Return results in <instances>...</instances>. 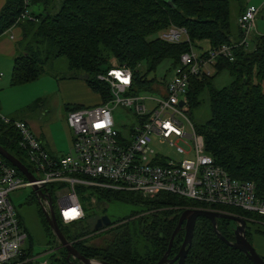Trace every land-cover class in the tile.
<instances>
[{
	"label": "trees",
	"instance_id": "trees-1",
	"mask_svg": "<svg viewBox=\"0 0 264 264\" xmlns=\"http://www.w3.org/2000/svg\"><path fill=\"white\" fill-rule=\"evenodd\" d=\"M30 1L39 2L42 8L31 14L32 19H23L16 24L20 29L17 44L21 46V52L12 60L9 85L34 80L45 72L43 68L47 62L63 57L68 71L62 76H80L101 100H105L108 97L107 86L98 81L95 75L106 70L110 66L109 59L113 57L118 65H124L131 71L130 93L151 91L153 83L157 81L146 79L145 74L154 71L163 59H168L173 67L178 65L179 55L189 50V44L184 41L169 43L157 36L151 37L156 32L169 25L181 26L186 30L190 43L205 39L209 48L232 41L228 0H60L56 6L53 0ZM21 10L22 0H4L0 8V34L13 25ZM237 10L238 14L242 11L241 7ZM252 39L251 50L236 46L231 49V59L217 56L210 75H190L185 104L190 114V109L200 103V93L205 91L209 115L202 122L192 123L196 133L202 137L206 153L231 177L253 182L255 195L262 198L264 92L261 84L264 82V35ZM140 62L145 66L143 72L137 69ZM224 70L231 80L222 87H213V77ZM0 146L23 163L24 153L18 146L16 130L11 124L1 121ZM23 164L30 169L27 163ZM53 190L54 186L50 184L52 203ZM84 194L94 196L95 208L99 202L116 201L136 206L139 210L128 215L129 220L110 222L111 225L105 228V238L100 244L94 245L88 239L97 234L92 229L96 213L95 208L84 207L83 201L87 199ZM77 197L79 202V197L83 198L80 202L83 218L62 224L55 215L56 224L64 238L82 257L110 264L156 262L164 253L177 217L184 208L223 212L225 210L219 207L232 208L206 205L167 193L143 197L131 191L78 187ZM37 209L40 223L49 231L51 242L54 243L55 237L45 222L43 212L39 206ZM236 214L241 218L246 215L259 218L239 210ZM127 221L132 222L133 229L144 242V255H138L133 250ZM216 228L225 239L232 240V225L225 219H216ZM182 236L183 231L180 229L173 237L168 258L176 253ZM245 236L248 240L246 231ZM53 249V246L48 248L47 264L77 263L74 258L65 259L62 246ZM29 256L31 252H22L18 259ZM261 257L264 261V256ZM21 264L32 263L25 261ZM182 264L252 263L241 252L221 241L214 234L210 222L200 216L195 219L191 242Z\"/></svg>",
	"mask_w": 264,
	"mask_h": 264
},
{
	"label": "built area",
	"instance_id": "built-area-1",
	"mask_svg": "<svg viewBox=\"0 0 264 264\" xmlns=\"http://www.w3.org/2000/svg\"><path fill=\"white\" fill-rule=\"evenodd\" d=\"M27 3L28 0H22V10L12 26L25 18L32 19L26 16ZM258 12V6L246 5L237 16L238 39L205 52L193 51L181 26L169 25L160 30L158 38L169 43L184 41L189 44V50L179 55L173 76L151 91L130 93V69L118 65L111 57L110 66L95 75L107 86V99L66 110L64 124L71 139L62 155L49 153L26 122L0 115L2 123L11 124L16 130L18 146L32 175V180L26 179L0 156V264L19 263L26 232L15 215L9 194L24 187L31 188L40 209L47 211L48 199L51 201L49 186L53 184L51 205L62 224L83 218L78 187L131 191L143 197L167 193L264 218V197L255 195L253 182L233 178L214 163L204 149L201 135L194 129L185 104L188 77L210 75L217 56L231 59L233 47H246ZM118 109L125 110L126 117L129 114L124 132L116 125ZM154 142L166 144L179 154H183L179 143L187 145L191 156L171 161L154 147ZM73 212L80 214L68 215Z\"/></svg>",
	"mask_w": 264,
	"mask_h": 264
},
{
	"label": "rangeland",
	"instance_id": "rangeland-1",
	"mask_svg": "<svg viewBox=\"0 0 264 264\" xmlns=\"http://www.w3.org/2000/svg\"><path fill=\"white\" fill-rule=\"evenodd\" d=\"M60 0H53V5L59 4ZM244 3V2H253V0H228L229 4V21H230V27L234 26V18H235V12L237 9L236 3ZM257 6L258 3H255L254 6ZM42 8V5L37 3H32L30 0H28L27 6L25 8L27 14L26 16H31L32 13H37ZM259 14L256 16L254 20V29L252 38L259 35H264V5L261 9H259ZM239 15V14H238ZM32 17V16H31ZM26 19V18H25ZM21 21V20H20ZM14 30L18 29L19 27L17 25H14ZM13 30V31H14ZM163 30V29H162ZM12 31V32H13ZM19 34V33H18ZM159 32H156L151 37H158ZM231 37H234V34L231 33ZM248 42V45L246 46L248 50H251L253 48V39ZM193 51L196 52V50L193 48ZM144 63L140 62L138 64L137 69L139 72L144 71ZM45 70L44 73L53 72L56 74H62L66 73L67 66L65 59L63 57H58L50 62H47L44 65ZM3 72V71H2ZM4 77L0 81V113L4 115H9L11 112H13V108L16 104L13 102L22 103L25 100V90H33L36 92H50L47 91V89L50 86V83H54V81L47 76H45L43 73L42 75L35 78V80H31L28 82H24L21 84H13L9 85V75L10 73L3 72ZM173 66H171L170 61L168 59L161 60L155 67L154 71H149L145 74L146 79H152L153 81L162 82L163 80H169L173 76ZM7 79V83H5ZM48 79H50L53 82H50ZM231 80L228 73L224 70L216 74L211 84L215 88L222 87L224 85H227L229 81ZM157 82L153 83L155 87H158ZM261 90L264 92V82L261 84ZM200 103L190 109V114L188 115L190 120L193 122H202L204 121L208 115V101L205 91L200 93L199 96ZM10 110H12L10 112ZM59 115L61 113L59 112ZM127 112L125 110L118 109L115 111V121L117 127L120 129V131L124 132L126 129L125 126H123L127 118L126 117ZM61 134L63 129L59 128L57 130L53 129L54 132H58ZM179 146L182 148L183 154L177 153L172 147L166 146V144H158L157 142H154V147L161 151V153L166 156L171 161H179L183 157H189L191 156V152L188 150L187 145L179 143ZM23 163H26L24 158H22ZM87 199L83 201L84 207L87 209H94L96 206V201L93 195L84 194ZM10 201L12 203L15 215L17 216L20 225L24 228V231L26 232V238L24 239L21 250L24 254L31 252V256L25 257L23 259H18L19 263L21 264L25 261H30L32 264H47L48 258L46 255L48 254L49 250L48 248L50 246H53L55 248H58V245L60 247V244L55 240V242H51V237L49 236L48 232L44 229L42 226V222L40 223L41 218H39L38 215V206L39 204L33 198L32 191L30 187H24L19 188L9 194ZM80 202L83 200V198H80ZM190 200V199H189ZM82 205V203H80ZM214 206V205H213ZM83 207V206H82ZM219 207V206H215ZM221 209H224V213H228L231 215H237L236 212L238 210L233 208H223L219 207ZM139 208L133 205L124 204L116 201H109V202H99L97 208H95V216L98 217L101 214H105L109 219L110 222L123 219L129 220L128 215L138 211ZM216 210V209H211ZM220 211V210H217ZM223 212V211H221ZM247 218L249 220H247ZM95 219V218H94ZM245 220V231L248 233V241L250 242L251 246L254 248V250L260 255L264 256V220L257 217H252L246 215L244 218ZM227 221V220H226ZM230 225H234V222L227 221ZM128 227L130 229V233L132 236L131 240V246L133 250L138 255H144L145 251H143L144 242L141 240V238L136 234V231L133 229L132 222L127 221ZM111 225V224H110ZM109 226L102 228L100 231H97V234L94 236H91L88 239V242L98 245L101 243V240L105 238V228ZM254 237V238H253ZM31 239V243H30ZM52 244V245H51ZM72 259V258H71ZM92 263H96L95 261H92Z\"/></svg>",
	"mask_w": 264,
	"mask_h": 264
},
{
	"label": "crops",
	"instance_id": "crops-1",
	"mask_svg": "<svg viewBox=\"0 0 264 264\" xmlns=\"http://www.w3.org/2000/svg\"><path fill=\"white\" fill-rule=\"evenodd\" d=\"M3 3L4 0H0V8ZM255 3H258L257 6L261 9L264 5V0H253V2H244L242 4L237 2L236 6L237 8L241 7L242 10L246 5H254ZM237 11L236 9L234 26L231 29V33L234 34V37H231V40H237L239 37ZM14 29L15 27L13 28L12 26L7 31L0 34V72L2 73L0 81L4 77L3 72L7 73L8 76L13 58L21 52V46L17 44L20 29L19 31L18 29ZM192 47L197 52H205L210 46L208 41L203 39L194 41ZM43 74L54 81V83H50L47 89V91L50 92L25 90L26 97L24 102L21 104L13 102L16 104L12 109L13 112L10 110L11 114L4 116L11 120H22L26 122L32 133L40 140L45 149L52 155L58 156L67 152L71 139L70 132L64 124L66 110L72 106L94 105L99 103L101 99L97 93L93 92L86 85L83 78L80 76L75 78L64 77L62 74L60 75L53 72ZM63 75H65V73H63ZM50 79L48 80L53 82ZM164 82L165 80L161 83L157 82V84L163 85ZM5 83H7V79ZM59 112L62 116L59 115ZM0 115L2 114L0 113ZM59 128L63 129L61 134L59 130L58 132L53 131V129L57 130Z\"/></svg>",
	"mask_w": 264,
	"mask_h": 264
},
{
	"label": "water",
	"instance_id": "water-1",
	"mask_svg": "<svg viewBox=\"0 0 264 264\" xmlns=\"http://www.w3.org/2000/svg\"><path fill=\"white\" fill-rule=\"evenodd\" d=\"M178 104L182 105V101H178ZM0 156L8 163H10L12 166H14L17 169V171L21 173L26 179L32 180V175L27 170L26 166L17 158L9 154L1 146H0ZM36 193L41 194L40 191H36ZM47 205H48L47 211L42 210L45 222L48 228L50 229L52 235L55 237V240L60 244V246L64 248L65 250L64 257L66 260H68L69 258L76 259L77 263L70 262L72 264H110L105 261L92 263L91 260L82 257L61 234L56 224L55 214L50 199H48ZM200 216L206 218L210 222L214 234L226 245L241 252L252 264H264L262 257L254 250V248L251 246L250 242L247 240L245 236L246 226L243 218L237 215L235 216L217 210L189 208V207L184 208L179 213L176 220V224L170 233L164 253L153 264H182L187 249L191 242L195 219L196 217H200ZM218 218L234 222V225L231 228L232 240L225 239L218 232L216 228V219ZM109 224H110V219L105 214H102L95 218V221L92 225V229L94 231H100L102 228L109 226ZM180 229H182L183 231L182 240L178 246L176 253L171 258H168L167 256L171 247V242L173 240V237Z\"/></svg>",
	"mask_w": 264,
	"mask_h": 264
},
{
	"label": "clouds",
	"instance_id": "clouds-1",
	"mask_svg": "<svg viewBox=\"0 0 264 264\" xmlns=\"http://www.w3.org/2000/svg\"><path fill=\"white\" fill-rule=\"evenodd\" d=\"M79 214H80L79 212L76 213V215H79ZM72 218H75V217H72ZM66 219H68L67 215H66Z\"/></svg>",
	"mask_w": 264,
	"mask_h": 264
},
{
	"label": "snow or ice",
	"instance_id": "snow-or-ice-1",
	"mask_svg": "<svg viewBox=\"0 0 264 264\" xmlns=\"http://www.w3.org/2000/svg\"><path fill=\"white\" fill-rule=\"evenodd\" d=\"M75 214H76V213H74V212H73V213H71V214H68V215L72 216V215H75Z\"/></svg>",
	"mask_w": 264,
	"mask_h": 264
},
{
	"label": "flooded vegetation",
	"instance_id": "flooded-vegetation-1",
	"mask_svg": "<svg viewBox=\"0 0 264 264\" xmlns=\"http://www.w3.org/2000/svg\"><path fill=\"white\" fill-rule=\"evenodd\" d=\"M95 221V220H94ZM106 236V235H105Z\"/></svg>",
	"mask_w": 264,
	"mask_h": 264
}]
</instances>
